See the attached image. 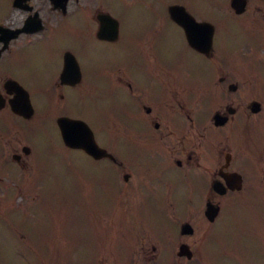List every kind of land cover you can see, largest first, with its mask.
I'll list each match as a JSON object with an SVG mask.
<instances>
[{"label":"flooded vegetation","instance_id":"af4514ba","mask_svg":"<svg viewBox=\"0 0 264 264\" xmlns=\"http://www.w3.org/2000/svg\"><path fill=\"white\" fill-rule=\"evenodd\" d=\"M138 1L144 16L126 10ZM160 9L161 0H0V264H264V202H258L264 194V79L261 89H247L239 69L220 59L215 112L226 122L216 126L203 89L207 65L193 74L190 59L177 60L164 49L142 52L141 59H110L88 80L85 69L93 72L101 60L79 63L78 43L117 44L136 29L152 34L173 25L186 42L168 9ZM115 33L114 42L98 38ZM186 45L203 62L214 61ZM233 51L240 54L238 43ZM99 77L108 90L106 122L120 137L109 150L116 160L105 159L110 169L93 173L105 181L111 214L98 224L99 234L97 225L83 224L76 240V234H59L52 218L47 232L34 237L39 219L28 199L16 202V195L29 192L18 181L32 178L42 149L62 145L58 119H76L79 86ZM232 175L240 176L234 186L242 188L216 193L214 184L232 186ZM243 193L254 201L223 202ZM209 203L218 208L213 221L206 217ZM248 206L254 213L231 216V208ZM118 211L122 218H114ZM248 215L252 219H243ZM185 223L191 233H183Z\"/></svg>","mask_w":264,"mask_h":264},{"label":"rangeland","instance_id":"374dc122","mask_svg":"<svg viewBox=\"0 0 264 264\" xmlns=\"http://www.w3.org/2000/svg\"><path fill=\"white\" fill-rule=\"evenodd\" d=\"M167 1L170 2L172 0ZM183 1L194 14H198V16L201 18L202 16L200 14L205 15V18L217 26L218 36L216 38V51L219 52L220 50V56L223 63L226 66H233L234 68L239 69L241 72L239 80L245 84L247 89H250V86L255 83H257V89H259V86L261 87L260 83H262V80H260L257 73V76L252 73L250 67L253 70L261 71L263 74L264 65H260L258 63L252 65L248 63L247 60L243 61L241 59L239 62L233 60L232 56L235 54V52L227 49L234 48L235 44L237 43V39L239 38L238 31L240 29V40L242 43H244L242 45L241 55L243 54L244 58L251 61L258 60V55L261 54V52L250 49V45L255 43L254 40L251 41V33H254L255 31L262 33V31H264V20L262 19L264 12L262 14H258L256 10L259 0H252V4L249 7V11L246 15L249 23L246 21L247 18L241 19L239 17L231 16L229 13L223 14L220 12L216 14L214 11L218 10L214 8L210 9L211 7L209 6L208 2L211 0ZM214 2H218L222 5V7L227 4V0H214ZM165 6L166 4L163 7ZM227 9L229 11V4L226 5V8L223 11ZM126 10H132L134 14L138 16H144V13L142 12H145V8L142 7V3L139 1L136 2L134 9L128 7ZM129 14L133 13L129 12ZM143 41H145L147 44V51H145L142 47L144 44ZM164 49H168L175 53L177 60L184 58L190 59L187 61V63L189 64L193 74H195V70L191 67L196 68V65H199L203 61L201 57L189 52L181 32L173 25L162 27L152 34H147L145 32L139 31L138 29H136V32L124 33L122 35L121 41L117 44H102L97 41H91L87 39L85 40L84 44L78 43L76 45L79 63L86 65L84 58L88 59L89 57H98L101 60L99 65L100 67L95 69L93 72L91 69H85L87 71L88 80L92 78L91 76L94 73L100 71L101 66H103V64L110 59L115 61H121L123 59H141L138 56L143 55L142 52L144 54H150L153 51L159 54L162 53ZM88 62H90L89 59ZM176 63L178 64L179 61ZM202 64L204 66L207 65L206 62ZM219 69L216 70L211 77L216 84L221 77V72ZM95 80L102 82L90 80V86L85 88L86 92L83 91V95L79 96V93H76V115L84 114L85 118L89 120L91 124L101 123L102 117L105 116V112L109 109V105H107L109 102L107 98L108 90L103 82L105 80L100 77L95 78ZM215 85L214 83L212 84L213 89L210 88L211 86L207 87V89L206 87H203L204 90H208L209 92L207 96L213 97L212 101H209L210 104L213 102V106L215 104L220 105V102L218 103V96H220L221 93L219 92L220 89ZM115 93L116 91H114V94ZM82 100H86V109H84L83 105L79 102ZM99 103H102V106H99V109L95 111L92 108V104L98 105ZM90 108H92L93 111H91ZM98 132L100 135L109 133L108 130L102 129V127L98 130ZM41 163H44L43 168H45L46 171H42L43 173L40 174L41 177L44 176L47 187L44 189V193L41 195V200L39 202L40 206L36 208L38 211L37 217L39 219V224L36 227L37 230L33 228V231H35L33 232L34 237L42 236L47 232L48 226L45 223L47 220H51L52 218L58 219L57 223L59 234L61 232H64L69 236L76 234V240L80 237V235L83 234V224L94 223L99 218H107V216H101V214H105L106 212L110 211L112 206V204L109 203L106 185L103 183L102 179H97L99 185L103 184V187L99 188L95 184L96 178H92L89 172H101L107 170L106 167L108 166L101 165L99 163L97 164L96 162L93 163L84 154L80 152H72L66 148H60L59 159L56 160L55 163ZM39 169V163L34 162V178L32 177V179L19 181L22 182V185L25 186L26 189H28L29 192L27 195L30 198L35 196L33 191H30V188H32L35 183H37V188L40 190L42 187L41 184H38L39 178L38 180L36 179L39 173H34ZM90 179H92V181H90ZM31 181H35V183L32 184L30 183ZM244 193L241 194V196L225 198L223 202L230 205L241 202L244 197ZM250 201H254L253 196H248L244 202ZM258 202H264V194L263 198L260 197ZM29 203L30 201H28V204ZM252 209V206L240 208L236 213H234V218H238L237 215L239 214H249L248 211L254 213V210L252 211ZM119 216H121V214H119ZM243 219H247L249 221L252 219V217L248 215Z\"/></svg>","mask_w":264,"mask_h":264},{"label":"water","instance_id":"95a60500","mask_svg":"<svg viewBox=\"0 0 264 264\" xmlns=\"http://www.w3.org/2000/svg\"><path fill=\"white\" fill-rule=\"evenodd\" d=\"M233 7L237 12L244 11L246 4L243 0H233ZM176 10V9H175ZM177 11V10H176ZM187 29L191 44L200 51L208 52L211 49L213 29L209 24H194ZM219 119V116H216ZM65 143L73 148L83 149L96 159L108 156L105 150L100 149L94 140L89 127L82 121L63 119L60 121Z\"/></svg>","mask_w":264,"mask_h":264}]
</instances>
